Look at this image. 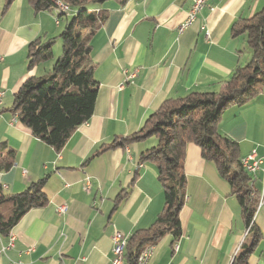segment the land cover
Segmentation results:
<instances>
[{
  "label": "crops",
  "instance_id": "1",
  "mask_svg": "<svg viewBox=\"0 0 264 264\" xmlns=\"http://www.w3.org/2000/svg\"><path fill=\"white\" fill-rule=\"evenodd\" d=\"M191 3L127 0L93 7L107 12L91 38L98 82L94 110L56 150L20 122L12 104L26 79L50 70L52 61L28 68V47L37 38L58 35L60 21L55 9L35 12L28 0H0V155L14 151L12 166L0 172L2 191L16 194L47 175L46 203L20 218L10 231V248L2 250L8 238L0 236V264H110L114 232L130 237L153 223L163 207V187L154 163L141 162L139 155L155 137L106 147L137 131L164 100L219 90L250 56L244 35L233 36L232 25L264 7V0H209L179 31ZM134 70L133 80L125 77V71ZM216 127L238 143L240 158L263 156L264 86L246 104L228 107ZM184 172L181 235L159 239L147 264H231L248 239L235 194L193 143L186 146ZM251 177L262 198L253 219L262 236L249 263L264 264V173ZM60 205L66 206L62 213Z\"/></svg>",
  "mask_w": 264,
  "mask_h": 264
},
{
  "label": "trees",
  "instance_id": "2",
  "mask_svg": "<svg viewBox=\"0 0 264 264\" xmlns=\"http://www.w3.org/2000/svg\"><path fill=\"white\" fill-rule=\"evenodd\" d=\"M12 0H7L9 4ZM68 11H58L54 0H28L35 12L55 9L58 20L65 19L60 33L47 40H33L28 47V68L52 60L50 70L26 79L14 95L12 111L32 134L60 150L71 133L92 116L98 82L90 58L91 38L104 23L107 12L93 7L107 1L124 5L127 0H59ZM89 5V6H87ZM70 17V18H69ZM232 35L243 34L250 54L243 66L217 91H193L183 97L168 98L152 112L137 130L119 137L106 148L124 146L154 136L156 141L139 155L141 162H152L163 187V207L153 223L129 237L124 255L127 264H135L139 253L164 236L176 240L181 235L179 213L186 199L184 157L186 146L193 143L201 155L211 160L228 182L242 211L248 239L239 247L231 264H250L249 255L260 239L254 223L259 192L252 177L241 166L238 143L218 131L216 123L231 106H242L254 99L264 86V7L246 19H238ZM61 40V52L54 57L52 44ZM50 60V61H51ZM14 151L0 155V172L8 170ZM47 175L31 182L23 191L7 195L0 182V236L7 237L20 218L31 208L43 206L42 188Z\"/></svg>",
  "mask_w": 264,
  "mask_h": 264
},
{
  "label": "built area",
  "instance_id": "3",
  "mask_svg": "<svg viewBox=\"0 0 264 264\" xmlns=\"http://www.w3.org/2000/svg\"><path fill=\"white\" fill-rule=\"evenodd\" d=\"M209 0H192L191 6L187 11V16L184 22L179 26V31H182L184 28L189 26L194 22L196 19L198 13L207 5ZM56 9L58 11H68L69 8L66 4H60V1H56ZM56 19V23H58V18ZM206 32V36L208 37V32ZM136 75V71H125V77L126 78H133ZM123 86V85H121ZM120 86V87H121ZM3 98H4V90L0 87V109L3 105ZM240 163L242 168L250 175H255L257 171L262 170L264 173V155L261 157H257L255 153H251L250 155L243 157L240 159ZM90 187V181L86 178L85 180V189H89ZM262 203L261 196L258 198V203L256 208L260 207ZM66 210V206L60 205L57 207V212L62 213ZM112 239V247H111V260L110 264H124V255L126 252L127 244L129 237L124 236L120 232H114V234L111 237ZM14 241V235L9 234L8 241L5 245H3L2 250L8 249L13 245ZM154 245H148L146 246L137 256L135 264H147L149 261V258L152 254ZM174 248L176 249L177 246L174 245Z\"/></svg>",
  "mask_w": 264,
  "mask_h": 264
},
{
  "label": "rangeland",
  "instance_id": "4",
  "mask_svg": "<svg viewBox=\"0 0 264 264\" xmlns=\"http://www.w3.org/2000/svg\"><path fill=\"white\" fill-rule=\"evenodd\" d=\"M87 6H89V5H87ZM56 18V17H55ZM70 18V17H69ZM60 24L61 25H59V26H61L62 28L64 27V25H65V19L63 18L62 20H60ZM62 30V29H61ZM57 36V35H56ZM61 47H62V45H61V40H60V38H55V41H54V43L52 44V48H53V53H54V57H57V54H59V52H61ZM51 60V59H50ZM50 60H47L46 62H48V61H50ZM51 61H53V58H52V60ZM45 62V63H46ZM44 63V62H43ZM232 107V106H231ZM154 136H152V138H153ZM241 159V158H240Z\"/></svg>",
  "mask_w": 264,
  "mask_h": 264
},
{
  "label": "bare ground",
  "instance_id": "5",
  "mask_svg": "<svg viewBox=\"0 0 264 264\" xmlns=\"http://www.w3.org/2000/svg\"><path fill=\"white\" fill-rule=\"evenodd\" d=\"M56 1H59V0H54L55 3H56ZM60 4H63V3L60 2Z\"/></svg>",
  "mask_w": 264,
  "mask_h": 264
}]
</instances>
